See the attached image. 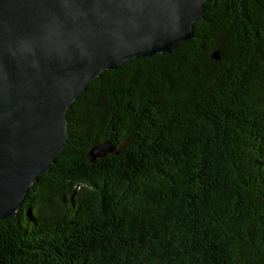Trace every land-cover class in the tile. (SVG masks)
<instances>
[{
    "label": "trees",
    "instance_id": "16d2710c",
    "mask_svg": "<svg viewBox=\"0 0 264 264\" xmlns=\"http://www.w3.org/2000/svg\"><path fill=\"white\" fill-rule=\"evenodd\" d=\"M203 17L71 103L61 153L0 221V264H264V0Z\"/></svg>",
    "mask_w": 264,
    "mask_h": 264
},
{
    "label": "water",
    "instance_id": "95a60500",
    "mask_svg": "<svg viewBox=\"0 0 264 264\" xmlns=\"http://www.w3.org/2000/svg\"><path fill=\"white\" fill-rule=\"evenodd\" d=\"M213 1L0 0V221L49 172L68 139L67 109L86 86L187 42ZM113 150L104 142L88 157Z\"/></svg>",
    "mask_w": 264,
    "mask_h": 264
}]
</instances>
